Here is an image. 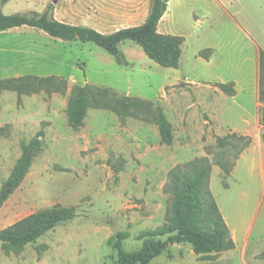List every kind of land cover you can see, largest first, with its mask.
<instances>
[{
    "label": "rangeland",
    "instance_id": "rangeland-1",
    "mask_svg": "<svg viewBox=\"0 0 264 264\" xmlns=\"http://www.w3.org/2000/svg\"><path fill=\"white\" fill-rule=\"evenodd\" d=\"M49 4L56 20L107 34L142 24L150 0H10L2 12H42ZM157 31L183 38L178 68L160 67L130 41L120 45L116 60L92 43H65L37 29L0 32V80L36 76L66 83L64 92L0 93V188L22 144L43 134L25 178L0 209V229L56 204L78 207L73 221L33 243L15 249L0 243V264H116L108 240L127 233L123 249L137 250L136 237L167 220L171 174L194 160L209 166L205 204L214 200L235 248L198 253L179 243L148 264H264L258 259L264 250V147L261 160L257 148L264 132L241 130L254 115L251 43H264V0H168ZM214 82H236L238 93L231 97L217 88L225 107L212 120L205 102L216 91ZM84 86L159 108L171 124L172 144L160 143L152 122L121 121L99 109H89L83 126L71 130L68 99Z\"/></svg>",
    "mask_w": 264,
    "mask_h": 264
},
{
    "label": "trees",
    "instance_id": "trees-1",
    "mask_svg": "<svg viewBox=\"0 0 264 264\" xmlns=\"http://www.w3.org/2000/svg\"><path fill=\"white\" fill-rule=\"evenodd\" d=\"M9 1L0 0V32L23 27L37 29L48 37L65 43L76 41L92 43L116 60H121L122 57L120 45L130 41L160 67L176 69L179 66L183 38L160 34L157 31L159 21L167 10L168 0H150L148 13L142 24L107 34L88 26L71 25L56 20L51 4L42 12L5 15L2 7ZM206 50L210 51V49ZM200 55L204 59L209 57L203 51ZM258 75L261 104L259 125L264 128V52L262 50L259 52ZM60 87L64 92L66 83L54 77L21 76L0 80V93L9 90L15 91L18 95H31L40 91L57 92ZM215 87L228 96L235 95L232 83H216ZM89 109L109 111L121 121L127 117H134L152 122L157 126L162 145L170 146L173 142L171 124L163 112L159 108L151 109L150 104L142 100L118 96L105 87H75L71 90L66 107L68 127L78 131L83 126ZM42 135L39 131L27 143L22 144L21 154L0 188V209L20 186L33 159L41 150ZM261 138L264 143V133ZM217 144L223 146L224 140L217 139ZM220 167L225 175L230 174V168ZM208 175L209 166L201 160H194L177 168L169 180L168 192L171 195V202L166 222L156 229L141 232L136 237L141 245L132 252L123 249V242L128 238L127 233L118 232L110 238L108 244L118 255L116 264H148L171 245L179 243L191 244L198 253L233 250L235 243L228 235V227L214 200L206 207ZM77 214V206L56 204L40 209L9 227L0 229V243L13 249L21 248L35 242L56 227L73 221ZM258 259L264 260V250L258 255Z\"/></svg>",
    "mask_w": 264,
    "mask_h": 264
},
{
    "label": "crops",
    "instance_id": "crops-1",
    "mask_svg": "<svg viewBox=\"0 0 264 264\" xmlns=\"http://www.w3.org/2000/svg\"><path fill=\"white\" fill-rule=\"evenodd\" d=\"M251 44H253V46L255 48V57H256L255 58V81H254L253 90H252L253 98H254V115H253V119L251 121H248L247 119L243 120V127L241 128V130L244 131L245 133L254 132L255 127L258 128V131L262 130L264 132V128L259 125L260 103H259V75H258V71H259V52H260V50H262L264 52V43H262V44L258 43L257 44V43L253 42ZM211 53H212V50H211ZM214 83L215 84L216 83H221V84L232 83L233 84V89L235 91V95H237V93H238V88H237V83L236 82H214ZM214 90H216V91H212V97L206 99V102H205V112L209 116V119H212V120H215L217 113H222L223 106H224L223 105V101H224V98L226 97L225 95H223V93L218 91L217 88H214ZM217 95H219V98H218ZM234 96H231V97H234ZM263 147H264V144L262 146H260V145L257 146L258 151L260 153V160H261V157H262L261 156V151H262ZM234 240H235V238H234Z\"/></svg>",
    "mask_w": 264,
    "mask_h": 264
},
{
    "label": "water",
    "instance_id": "water-1",
    "mask_svg": "<svg viewBox=\"0 0 264 264\" xmlns=\"http://www.w3.org/2000/svg\"><path fill=\"white\" fill-rule=\"evenodd\" d=\"M56 1H53V3H55Z\"/></svg>",
    "mask_w": 264,
    "mask_h": 264
}]
</instances>
